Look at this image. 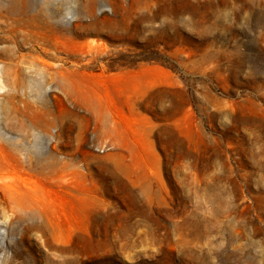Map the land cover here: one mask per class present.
<instances>
[{
	"label": "rangeland",
	"instance_id": "374dc122",
	"mask_svg": "<svg viewBox=\"0 0 264 264\" xmlns=\"http://www.w3.org/2000/svg\"><path fill=\"white\" fill-rule=\"evenodd\" d=\"M0 140L82 223L0 192V264H264V0H0Z\"/></svg>",
	"mask_w": 264,
	"mask_h": 264
},
{
	"label": "bare ground",
	"instance_id": "6f19581e",
	"mask_svg": "<svg viewBox=\"0 0 264 264\" xmlns=\"http://www.w3.org/2000/svg\"><path fill=\"white\" fill-rule=\"evenodd\" d=\"M66 76L62 74L58 75L57 85L61 90L83 96L88 101V106L94 107L102 115L108 114L105 99L99 94L97 89L89 86L88 80L85 77L79 76L75 72H70ZM116 92V90L111 91L114 96H117ZM113 133L115 139L121 138L116 125L113 128ZM38 177L43 178L44 185L39 181ZM52 179L54 180L53 175L47 170H38L30 164L24 168L21 159L16 154H12L10 148L0 140L1 194L10 202L13 208L38 217L42 224L49 227L51 231H55L56 234L53 236V241L57 242L55 246L63 248V244L66 241L62 235H57L58 229L65 231H70L72 228L79 229L82 227V223H71L72 226H70L72 228L70 227L69 229L66 226L69 223H65L64 226L59 223H49L47 211L51 204L54 205V203L47 194L48 189L46 186L51 183ZM55 184L66 195L65 198H61L59 201L62 217L65 218L68 214L78 212L83 207V202L81 198H75L73 193L80 191L78 186L80 184L79 177L76 174L68 177L63 173L55 177ZM63 263L64 259L59 264Z\"/></svg>",
	"mask_w": 264,
	"mask_h": 264
}]
</instances>
